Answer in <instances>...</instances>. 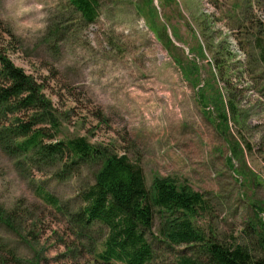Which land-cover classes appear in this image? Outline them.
<instances>
[{"label": "rangeland", "instance_id": "rangeland-1", "mask_svg": "<svg viewBox=\"0 0 264 264\" xmlns=\"http://www.w3.org/2000/svg\"><path fill=\"white\" fill-rule=\"evenodd\" d=\"M0 53L42 87L62 139L127 155L148 187L170 178L202 193L218 238L264 257V0H101L92 24L68 0H0ZM96 172L59 179L0 147V206L28 207L41 237L34 256L0 226V254L8 244L39 264H82L88 242L69 255L67 220L38 189L74 212ZM91 233L102 241L106 229ZM172 261L160 252L155 264Z\"/></svg>", "mask_w": 264, "mask_h": 264}, {"label": "trees", "instance_id": "trees-1", "mask_svg": "<svg viewBox=\"0 0 264 264\" xmlns=\"http://www.w3.org/2000/svg\"><path fill=\"white\" fill-rule=\"evenodd\" d=\"M68 1L85 23L96 22L101 0ZM138 11L152 20L147 6H138ZM20 112L23 118L18 117ZM5 120L9 125L0 130V147L19 163L55 169L59 179L85 166L97 167L94 183L80 190L81 205L74 212L42 185L38 189L44 203L67 220L74 239L68 245L69 255L80 254V246L88 242L82 264H155L160 252L171 254L172 264H264V257H255L248 246L218 238L208 221L210 205L202 193L170 178L157 177L148 187L142 167L127 155L86 137L62 139L61 125L42 87L0 53V124ZM29 213L28 207L0 206V226L17 231L31 255L38 256L41 237ZM157 215L160 224L155 229ZM97 225L106 229L102 241L91 233ZM1 251L0 264H39L37 258L22 256L8 244L1 245Z\"/></svg>", "mask_w": 264, "mask_h": 264}]
</instances>
